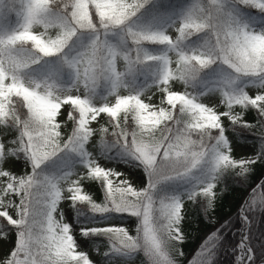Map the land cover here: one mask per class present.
<instances>
[{"label":"snow or ice","instance_id":"snow-or-ice-1","mask_svg":"<svg viewBox=\"0 0 264 264\" xmlns=\"http://www.w3.org/2000/svg\"><path fill=\"white\" fill-rule=\"evenodd\" d=\"M189 202L215 228L190 258ZM260 217L264 0H0V264H264Z\"/></svg>","mask_w":264,"mask_h":264},{"label":"trees","instance_id":"trees-1","mask_svg":"<svg viewBox=\"0 0 264 264\" xmlns=\"http://www.w3.org/2000/svg\"><path fill=\"white\" fill-rule=\"evenodd\" d=\"M166 2L170 3L173 6L179 7L187 2V0H166ZM247 15V14H246ZM250 15L252 16L253 19L256 18V10L252 9L250 10ZM11 19L14 21L16 19L15 14H12ZM209 71H215V66H213L212 69H209ZM207 100V99H205ZM254 115V113L252 114ZM234 135V134H233ZM247 136V143L246 146H251L253 148V143L257 140V138L251 133H241V137L235 141L237 144H243L245 143L244 136ZM256 152L253 150L252 154H249V156H255ZM239 158V156L237 157ZM122 161L118 158L112 159V160H107L105 161V164L107 166L111 167H116L121 164ZM126 164V163H124ZM130 165V164H129ZM261 169L257 167L256 173L259 174ZM145 177V176H144ZM147 182V178L145 177V182ZM224 187H227V191H225L219 201L218 208L216 209V213H221V215H226L228 213V207L230 205L229 199H234L235 201L240 200V197H242L243 194V189L240 187L234 185L231 183V179L227 178L225 179ZM97 186L96 185H86L87 190L93 191L95 190ZM70 203V202H69ZM71 210V209H69ZM186 214L187 217L189 218L186 222L185 228L186 231L190 233H195V239H190L187 241L184 245V250L186 253V256L188 258L191 257V255L194 253V249L197 245V241L199 240L200 235L208 230L209 228H212V230H215L214 226L210 223V219H205L201 208L198 204L193 205L190 202L186 204ZM238 213H236L234 216H232V220L235 221V227L231 230V232L228 233V237L231 243V248L229 249L231 255L230 258L235 261L236 256L238 254V247H239V242H240V232L243 227L241 222L239 221ZM81 219H86V217H82ZM134 227V225H133ZM248 241L247 243L252 249V252L254 254H259L260 250V245H261V240L262 236H264V217H260L258 221H254L252 224V227L248 230ZM234 249V251H233ZM143 260L142 255H137L135 256L129 264H140V262Z\"/></svg>","mask_w":264,"mask_h":264},{"label":"rangeland","instance_id":"rangeland-1","mask_svg":"<svg viewBox=\"0 0 264 264\" xmlns=\"http://www.w3.org/2000/svg\"><path fill=\"white\" fill-rule=\"evenodd\" d=\"M204 99H212V97H204ZM253 153V148L251 146H246V150L245 151H242L240 153V155H246V156H249V154H252ZM117 168L123 172H125L126 175L129 176L130 179H133L135 182H139L140 180L143 181V183L145 182V177L143 175V169L142 168H135L134 166L132 165H129V164H124V162H122L121 164H119L117 166ZM230 201V205L228 207V213L226 215H221V213H217V215L220 217V218H224V217H232L234 216L236 213H233V210L234 209H238L239 208V205L240 203H242L241 201V197H240V200L238 201H235L234 199H229ZM70 211L69 209H65V214L67 216V212ZM238 213V212H237ZM212 229V228H211ZM242 232V231H241ZM240 232V233H241ZM242 233L240 234V237H241Z\"/></svg>","mask_w":264,"mask_h":264},{"label":"bare ground","instance_id":"bare-ground-1","mask_svg":"<svg viewBox=\"0 0 264 264\" xmlns=\"http://www.w3.org/2000/svg\"><path fill=\"white\" fill-rule=\"evenodd\" d=\"M243 236H244V232H242V235H241V238H240V242H239V244H241V241H242V239H243ZM248 245V244H247ZM238 249H239V252L241 251V249L238 247ZM238 252V253H239Z\"/></svg>","mask_w":264,"mask_h":264},{"label":"water","instance_id":"water-1","mask_svg":"<svg viewBox=\"0 0 264 264\" xmlns=\"http://www.w3.org/2000/svg\"><path fill=\"white\" fill-rule=\"evenodd\" d=\"M242 201V200H241ZM238 212V209H234L233 210V213H237ZM249 246V245H248Z\"/></svg>","mask_w":264,"mask_h":264}]
</instances>
